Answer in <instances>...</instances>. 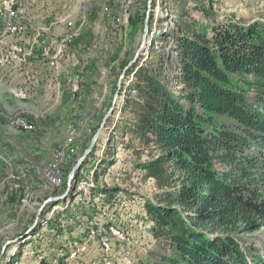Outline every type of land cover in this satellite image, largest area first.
<instances>
[{
    "label": "rangeland",
    "instance_id": "1",
    "mask_svg": "<svg viewBox=\"0 0 264 264\" xmlns=\"http://www.w3.org/2000/svg\"><path fill=\"white\" fill-rule=\"evenodd\" d=\"M182 1L0 3L3 40L12 34L11 49L24 46L22 58L11 50L3 59L7 47L0 43V264L42 259L154 264L172 254L168 243L154 236L155 221L146 209V201L161 192L139 167L153 151L136 143L127 148L113 141V133L127 117L122 106L132 79L128 73L140 59L151 58L155 33L166 39L154 48L166 56L164 66L172 75L173 30ZM27 3L25 30L17 34ZM186 3L187 20L208 33L214 23L264 22V0ZM170 87L178 89L174 82ZM95 135L84 168L68 188L70 173ZM104 159L112 166L96 179L95 169L104 166ZM107 188L119 189L118 198L109 201L102 192ZM252 235L264 244V233Z\"/></svg>",
    "mask_w": 264,
    "mask_h": 264
},
{
    "label": "trees",
    "instance_id": "2",
    "mask_svg": "<svg viewBox=\"0 0 264 264\" xmlns=\"http://www.w3.org/2000/svg\"><path fill=\"white\" fill-rule=\"evenodd\" d=\"M186 2L173 30L172 75L154 48L166 39L155 33L151 58L128 73L127 117L113 141L153 151L139 167L161 192L146 209L172 252L154 264H264V244L252 235L264 233V22L214 23L208 33L187 20ZM102 163L96 179L112 166ZM102 192L112 201L119 189Z\"/></svg>",
    "mask_w": 264,
    "mask_h": 264
},
{
    "label": "water",
    "instance_id": "3",
    "mask_svg": "<svg viewBox=\"0 0 264 264\" xmlns=\"http://www.w3.org/2000/svg\"><path fill=\"white\" fill-rule=\"evenodd\" d=\"M145 43V41H143V44ZM138 56V54L136 55V57ZM132 64V63H131ZM129 64L127 66V68L131 65ZM97 138V135L94 136L89 148H87V150L83 153L82 157L80 158V160L77 162V164L75 165V167L73 168L72 172L70 173L69 175V178H68V188H70L73 184V179L77 176L78 172L81 170V167H82V163L83 161L87 158L88 154L92 151V149L94 148V143H95V140ZM44 210V207H41V209L38 211L37 213V216H36V221L39 220V218L41 217L42 215V212Z\"/></svg>",
    "mask_w": 264,
    "mask_h": 264
},
{
    "label": "built area",
    "instance_id": "4",
    "mask_svg": "<svg viewBox=\"0 0 264 264\" xmlns=\"http://www.w3.org/2000/svg\"><path fill=\"white\" fill-rule=\"evenodd\" d=\"M19 6V5H16V7ZM0 43H5L6 44V51L5 53L6 54H3V59H8L9 56H11V50H18V58L16 59H19V58H22V48L24 47L21 43H18V49H11V46L7 43V41L3 40L2 38V34L0 35Z\"/></svg>",
    "mask_w": 264,
    "mask_h": 264
},
{
    "label": "crops",
    "instance_id": "5",
    "mask_svg": "<svg viewBox=\"0 0 264 264\" xmlns=\"http://www.w3.org/2000/svg\"><path fill=\"white\" fill-rule=\"evenodd\" d=\"M4 0H2L1 2H3ZM0 2V3H1ZM27 9H28V3H27V5H26V7L24 8V10H23V13H25L24 15H22L21 17V25L23 26V28H22V30H20L21 32L20 33H23V31L25 30V23H24V19L26 18V15H27ZM36 12H38V13H40L41 12V8L40 7H36ZM32 18H34V15H32ZM32 18H30L29 20L31 21L32 20ZM1 26V25H0ZM0 35L2 34L3 35V37H5L4 36V34H3V29H2V27H0ZM19 33V34H20ZM7 39H6V41L7 40H10V39H8V37H6Z\"/></svg>",
    "mask_w": 264,
    "mask_h": 264
},
{
    "label": "bare ground",
    "instance_id": "6",
    "mask_svg": "<svg viewBox=\"0 0 264 264\" xmlns=\"http://www.w3.org/2000/svg\"><path fill=\"white\" fill-rule=\"evenodd\" d=\"M11 9H12L11 8V5H10V3H8L6 10H8L9 12H11ZM81 185L84 186V187H86V185L84 183H82Z\"/></svg>",
    "mask_w": 264,
    "mask_h": 264
}]
</instances>
